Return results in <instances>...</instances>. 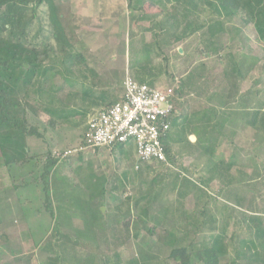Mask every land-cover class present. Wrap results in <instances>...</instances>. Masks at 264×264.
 <instances>
[{
  "label": "rangeland",
  "instance_id": "1",
  "mask_svg": "<svg viewBox=\"0 0 264 264\" xmlns=\"http://www.w3.org/2000/svg\"><path fill=\"white\" fill-rule=\"evenodd\" d=\"M179 1L54 0L70 52L83 57L63 65L47 8L39 7L27 41L38 52L54 49L45 62L52 69L42 86L19 94L37 110L25 117L40 135L26 138L31 157L7 167L0 156V264H175L168 233L192 225L199 228L185 238L192 264H202L198 248L217 235L220 263L230 264L235 248L246 253L245 218L264 228V124L248 123L255 106L264 119V39L239 10L175 42ZM209 9L201 3L190 20L208 22ZM143 45L148 57L133 69ZM135 73L154 85L182 82L188 117L170 133L171 162L135 169L131 146L65 155L79 146L88 115L119 97ZM48 153L57 160L47 177L57 221L41 179ZM261 243L264 253V235Z\"/></svg>",
  "mask_w": 264,
  "mask_h": 264
},
{
  "label": "trees",
  "instance_id": "2",
  "mask_svg": "<svg viewBox=\"0 0 264 264\" xmlns=\"http://www.w3.org/2000/svg\"><path fill=\"white\" fill-rule=\"evenodd\" d=\"M129 1L132 2L133 0ZM174 1L177 3L180 2L179 0ZM131 2L129 3V8L135 9L136 7ZM181 2L179 7L182 9V21L177 27L180 28L182 25L183 28L179 34L173 35L172 39L175 42L189 34L197 32L208 24H211L208 28L210 29L217 18L231 17L239 10L243 12V23L254 25L255 30L260 34L258 37L259 40L264 39V0H181ZM203 2L204 5L210 7V14L208 13V22L200 24L190 19L195 14L197 15L199 5ZM137 3H141L140 0ZM42 5H45L47 8L48 19L52 27V38L58 45L57 50L62 54L59 64L63 65L64 62H73V60L83 61L81 55H72L70 52L72 43L62 26L54 0H0V156L4 165L7 167L13 165L21 166V164L29 159L31 156L26 146V138L30 136L40 137L32 128L26 129L25 121L28 110L33 114H36L37 110L25 100L26 95L19 98V94L27 93L32 86H42L46 82L48 72L52 69L45 62L51 60L54 49L48 46L38 52L35 47L28 45L26 36L33 20L37 17L39 7ZM161 29L164 30L165 28L161 26ZM148 54L149 49L147 45H143L137 53L136 63L131 67L133 69L139 68L142 55L144 58H147ZM140 68H143V66ZM134 80L138 83H146L149 86L154 85L152 81L145 82L136 73ZM179 91L181 94L184 92L182 82L179 84ZM117 100L118 97H112V99H109L107 106L112 105ZM260 108L255 106V109L250 114L248 123L252 127H255L257 124L259 125V122L264 124V119L259 117ZM183 112L180 109L179 114L173 118L172 129L187 121L186 118L188 116ZM50 123L52 124V122ZM262 129H264L263 126ZM84 132L85 127L78 147L84 146ZM169 140L170 137H168L165 143L167 162H171L172 147H170ZM114 149L119 150V152L123 151L121 145L113 147L111 151ZM158 164L164 165V163ZM56 165L57 160L48 153L42 166L43 173L41 179L44 183L43 189L47 196V208L49 209L50 215L57 221L60 215L51 208L52 205L48 200L50 198V183L47 181L50 171ZM185 183H189V181L185 180ZM179 196L182 197L183 194L179 193ZM77 198L76 195L70 196L69 199L72 200L70 203L73 200L78 201ZM83 203L87 204L88 201H83ZM58 208L62 207L58 206ZM245 221L247 222V228L251 235L248 240L241 242L242 247L246 249V253L241 255L242 252L233 248L234 257L230 264H239L240 261L246 262V264H264V253L261 243L264 228L261 227V222L255 217H246ZM128 225L129 223H125L123 227L126 228ZM190 231L195 234L199 231V228L197 225H192L189 230L182 231L183 233L178 231L168 233L170 236L168 240L170 245L168 246L167 257L174 261L175 264H192L194 250L191 248L194 247H191L193 246L192 243L185 244V238H187V234ZM148 232L151 233V229H148ZM221 239L220 235L214 236L212 242H208L206 245L198 248L197 252L202 264H221L220 256L224 254V250L218 246L219 241H222ZM108 263L110 264V262H106L105 264Z\"/></svg>",
  "mask_w": 264,
  "mask_h": 264
},
{
  "label": "built area",
  "instance_id": "3",
  "mask_svg": "<svg viewBox=\"0 0 264 264\" xmlns=\"http://www.w3.org/2000/svg\"><path fill=\"white\" fill-rule=\"evenodd\" d=\"M180 82L170 85L138 83L129 75L122 81L121 93L112 105L88 115L84 146L65 155L87 150H111L117 145L131 146L135 169L139 164H167L165 143L172 130V121L180 112Z\"/></svg>",
  "mask_w": 264,
  "mask_h": 264
},
{
  "label": "crops",
  "instance_id": "4",
  "mask_svg": "<svg viewBox=\"0 0 264 264\" xmlns=\"http://www.w3.org/2000/svg\"><path fill=\"white\" fill-rule=\"evenodd\" d=\"M102 108V107H101ZM93 109H94V107H93ZM132 152H133V150H132ZM134 153V152H133Z\"/></svg>",
  "mask_w": 264,
  "mask_h": 264
}]
</instances>
